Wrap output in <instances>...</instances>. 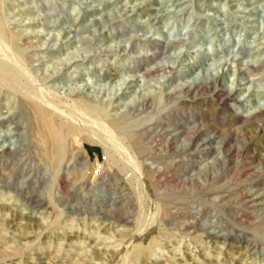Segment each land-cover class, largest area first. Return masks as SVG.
Instances as JSON below:
<instances>
[{"label": "rangeland", "instance_id": "1", "mask_svg": "<svg viewBox=\"0 0 264 264\" xmlns=\"http://www.w3.org/2000/svg\"><path fill=\"white\" fill-rule=\"evenodd\" d=\"M0 77V264H264V0H0Z\"/></svg>", "mask_w": 264, "mask_h": 264}, {"label": "bare ground", "instance_id": "2", "mask_svg": "<svg viewBox=\"0 0 264 264\" xmlns=\"http://www.w3.org/2000/svg\"><path fill=\"white\" fill-rule=\"evenodd\" d=\"M8 58V57H7ZM259 57H257L256 63L259 61ZM1 78V77H0ZM196 79H200L199 75L196 76ZM28 93V92H27ZM35 112L37 114V118L41 127L45 131V143L48 144L52 149V153H50V157L54 163L58 162L60 156H65L67 153V148L64 144L63 140V126L58 125L52 115L47 112V110L35 106ZM83 116V115H82ZM79 122V121H78ZM62 124V123H61ZM76 127V126H75ZM97 127V126H96ZM77 128V127H76ZM42 130V129H41ZM67 131V130H66ZM94 132V131H93ZM86 133V132H85ZM65 134V133H64ZM42 137V135H41ZM44 140V139H43ZM42 141V139H41ZM44 143V145H45ZM66 143V142H65ZM105 151V154L109 153V148H107L106 144H102ZM116 145V144H115ZM68 146V145H67ZM48 151V150H47ZM108 155V154H107ZM120 159V158H119ZM111 160V159H110ZM140 170V169H139ZM113 172V171H112ZM102 179V178H101ZM63 189V188H62ZM113 200V199H112ZM156 200V199H155ZM125 216V215H124ZM190 228V227H189ZM123 233V232H122ZM122 240V239H121ZM152 247L149 245L139 244L135 247L134 259L135 261L143 259L149 253L152 252Z\"/></svg>", "mask_w": 264, "mask_h": 264}]
</instances>
